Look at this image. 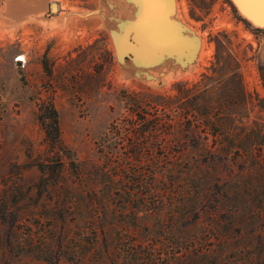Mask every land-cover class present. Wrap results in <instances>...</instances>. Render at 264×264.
I'll use <instances>...</instances> for the list:
<instances>
[{
    "label": "rangeland",
    "instance_id": "obj_1",
    "mask_svg": "<svg viewBox=\"0 0 264 264\" xmlns=\"http://www.w3.org/2000/svg\"><path fill=\"white\" fill-rule=\"evenodd\" d=\"M172 2L171 18L197 40L186 65L168 49L154 65L135 61L144 45L123 26L136 20L126 0H0V206L17 220L1 224L0 264H264V24L234 0ZM125 31L119 56L114 32ZM217 60L238 67L245 94L236 79H221L226 69L208 83L216 104L238 102L217 105L215 117H230L209 145H174L170 164H147L161 171L154 194L124 182L120 166L115 192L93 195L103 187L96 141L126 111L124 95L193 85ZM48 100L84 172L65 158L56 185L37 166L49 152L39 119ZM215 137L229 161L206 162Z\"/></svg>",
    "mask_w": 264,
    "mask_h": 264
},
{
    "label": "trees",
    "instance_id": "obj_2",
    "mask_svg": "<svg viewBox=\"0 0 264 264\" xmlns=\"http://www.w3.org/2000/svg\"><path fill=\"white\" fill-rule=\"evenodd\" d=\"M221 62L217 60L211 67V72L202 73L201 79L193 85L186 81L174 82L172 85L174 92H132L124 95L126 111L114 118L107 130L96 141L97 152L104 159L103 163L96 167L103 187L97 191L91 189L90 192L93 195L96 196L99 192L106 194L115 192L120 166H122V176L126 179L124 182H131L137 191L154 194L158 192L157 182L161 171L158 172L154 168L148 170L147 164L151 165L152 162L161 158L166 161L165 163L170 164L175 156L171 151L174 145L186 144L196 147L201 142L209 145L210 135L214 134L212 129L215 126L225 127L230 117L229 114L223 113L215 117V109L220 107L219 109L224 112L227 108L237 106L238 102L232 99L229 103L226 98L225 101L216 104L212 100L213 91L208 83L220 71L226 69L230 75L227 72L221 79H236L235 85L238 92L245 94L238 67L225 66ZM39 119L45 129L49 152L47 158L37 163V166L46 180L53 185L59 183L65 167V158L75 165L74 170L78 177H82L84 172L80 162L77 161L75 152L62 140L59 111L52 100L39 104ZM213 140L214 144L211 146L213 149L207 150L210 155L205 157L206 162L229 161L230 153L225 146L218 143L217 137ZM121 148H126V151L122 153L120 164L118 156L121 155ZM156 150H163L161 156L154 154ZM132 161H135L133 170L130 169ZM163 170L167 171L166 168ZM6 205L3 203L0 206V227L7 221L8 216L15 219V211L10 210ZM98 206L95 201V207L98 208ZM16 222L15 219L12 223L13 228ZM197 251L198 255L203 254V249ZM150 264L155 263L152 261Z\"/></svg>",
    "mask_w": 264,
    "mask_h": 264
},
{
    "label": "water",
    "instance_id": "obj_3",
    "mask_svg": "<svg viewBox=\"0 0 264 264\" xmlns=\"http://www.w3.org/2000/svg\"><path fill=\"white\" fill-rule=\"evenodd\" d=\"M136 6L134 10V15L136 17L135 21H131L128 19H123V26L127 29L128 27H132L135 29L136 38L141 40L142 45L145 47V40L148 41L149 45L156 43L157 41H162L163 46L156 47L155 50L144 49L134 51L138 58L141 56L144 57L143 60L147 61V63H158L164 56L162 53H171L175 61H178L181 65H186L190 60L197 49V40L196 38H190L184 32L185 28L179 24V22L173 20L171 18L173 11V2L172 0H168V3L164 5L163 8L159 9L158 19L151 24L150 26L145 25V19L141 15L144 12V9L141 8L138 4L132 2V0H126ZM236 4L243 9L245 14L252 19L253 21L264 24V18H262L258 12L256 11H246L245 6L242 3V0H234ZM141 26L144 28V32L141 30ZM139 27V30H138ZM140 32V33H139ZM126 31L122 34L118 32H114V37L117 44V50L119 52V56H122L126 50V47L123 42V38H125ZM141 35V36H140ZM143 35L145 36L143 38ZM145 39V40H144ZM144 42V43H143ZM146 43V45L148 44ZM160 43V42H159ZM168 43V44H167ZM171 46L170 48L168 46ZM170 49V50H169ZM165 51V52H164ZM146 56V59H145Z\"/></svg>",
    "mask_w": 264,
    "mask_h": 264
},
{
    "label": "snow or ice",
    "instance_id": "obj_4",
    "mask_svg": "<svg viewBox=\"0 0 264 264\" xmlns=\"http://www.w3.org/2000/svg\"><path fill=\"white\" fill-rule=\"evenodd\" d=\"M132 2L144 9L141 15L145 19V25L150 26L158 19L159 9L163 8L168 0H132ZM242 3L246 11H256L264 18V0H242Z\"/></svg>",
    "mask_w": 264,
    "mask_h": 264
},
{
    "label": "bare ground",
    "instance_id": "obj_5",
    "mask_svg": "<svg viewBox=\"0 0 264 264\" xmlns=\"http://www.w3.org/2000/svg\"><path fill=\"white\" fill-rule=\"evenodd\" d=\"M52 8H53V7H52ZM66 17H67V16H66ZM141 27H142V28H141L142 32H144V29H143L144 27H143V26H141ZM138 30H139V27H138ZM139 33H140V32H139ZM140 36H141V35H140ZM144 37H145V36L143 35V38H144ZM144 40H145V39H144ZM144 42H145V43H144ZM144 42H143V43H144L145 45H146V43H148L147 40H145ZM141 49H142V50H144V49L146 50L147 47L141 46ZM117 52H118V51H117ZM118 54H119V52H118ZM21 58H22V57H21ZM143 58H144V57H142V56H141L140 58L137 57V60H135V61L139 63L140 61L143 60ZM139 59H140V60H139ZM145 59H146V56H145ZM142 64H143V63H141L140 65H142ZM161 66H163V65H161ZM161 66H160V67H157V68H153V69L151 68V69H149V70H150L151 72L155 73V71H158V70L161 68ZM139 67H140V66H139ZM143 75H146V76H147V73H146V74H143ZM128 81H129V80H128ZM133 81H134V80H133Z\"/></svg>",
    "mask_w": 264,
    "mask_h": 264
}]
</instances>
